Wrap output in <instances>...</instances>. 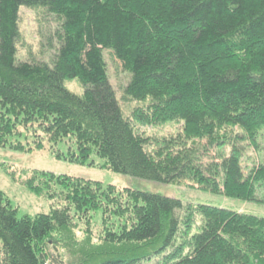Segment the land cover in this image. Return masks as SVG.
Listing matches in <instances>:
<instances>
[{
    "label": "trees",
    "instance_id": "trees-1",
    "mask_svg": "<svg viewBox=\"0 0 264 264\" xmlns=\"http://www.w3.org/2000/svg\"><path fill=\"white\" fill-rule=\"evenodd\" d=\"M23 8L57 20L40 59L17 58ZM105 50L131 76L122 99L148 102L129 118ZM171 123L172 136L141 131ZM263 132L264 0H0V147L66 142L81 164L263 202L264 159L242 165ZM27 187L52 210L19 217L0 190V264H264V217L47 172ZM96 216L100 236L81 235Z\"/></svg>",
    "mask_w": 264,
    "mask_h": 264
},
{
    "label": "rangeland",
    "instance_id": "rangeland-1",
    "mask_svg": "<svg viewBox=\"0 0 264 264\" xmlns=\"http://www.w3.org/2000/svg\"><path fill=\"white\" fill-rule=\"evenodd\" d=\"M21 15L20 31L22 38L17 44V58L24 61L32 60L33 58L40 59V53H42V48L39 44L40 33L42 31L55 30L58 27L57 20L53 16L45 12L43 13L41 10H25L23 8ZM55 53L54 51L50 54V59H48V54L42 55L41 60L50 63ZM103 54L111 83L117 90L124 116L129 118L134 109L147 107L148 102L126 101L122 99L123 89L131 76L109 50H105ZM65 86L76 95L82 96L85 92V87L74 78L68 79ZM181 129V123H171L157 128L142 127L141 131H148L150 134L153 133L163 138L175 135ZM19 140L24 143H31L30 145L33 149L17 151L10 146L0 147V190L5 193L8 200L18 210L19 217L47 214L52 210V202L49 198L44 195L38 196L27 187L28 180L35 178L37 171L52 173L56 176L82 177L101 182L104 185L131 188L178 199L185 204H203L264 217V191L259 194L263 202L243 201L211 193L190 181L167 184L115 172L108 168L100 167L104 161L97 155H93L85 164H81L70 159L71 146H73V150L76 147L66 142H62L56 146L46 142L43 149H36L33 137L23 136ZM243 148L245 149H243L244 157L242 165L245 174L248 175L251 168L264 159V132L259 136V147L247 143L246 147ZM215 149L210 152V157H216V154H220L221 151L219 152ZM221 153L223 154V152ZM229 153L230 149L226 148L224 154L229 155ZM210 157L204 159V162H208ZM91 162H95L96 165H90ZM96 214L100 215V211ZM102 230L100 216L93 218L90 224L84 223V225L80 226L81 235L82 231H87L93 233L97 238L100 236ZM143 264L153 263L145 262Z\"/></svg>",
    "mask_w": 264,
    "mask_h": 264
}]
</instances>
